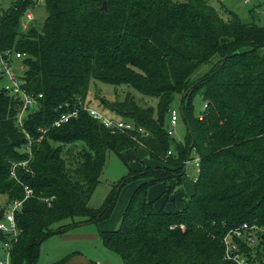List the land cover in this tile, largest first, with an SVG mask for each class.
I'll return each mask as SVG.
<instances>
[{
    "label": "trees",
    "instance_id": "16d2710c",
    "mask_svg": "<svg viewBox=\"0 0 264 264\" xmlns=\"http://www.w3.org/2000/svg\"><path fill=\"white\" fill-rule=\"evenodd\" d=\"M40 2L43 25L34 17L24 29V17ZM6 50L23 54V87L38 99L20 122L24 100L0 87V207L23 201L11 264H38L46 239L110 218L121 187L132 181L139 184L120 226L99 231L125 264H230L224 237L244 223L264 228L263 25L210 0H16L0 18V53ZM93 79L143 94L97 95L133 129L112 132L84 109L92 107ZM176 94L185 143L168 132ZM197 95L206 105L200 114ZM145 97L157 105L143 104ZM75 110L77 116L53 125ZM141 147L158 165L132 170L102 207L90 208L107 151ZM193 152L200 160L194 192L180 210L158 209L151 187L176 193ZM8 239L0 231V241ZM238 241L246 254L263 255L261 245Z\"/></svg>",
    "mask_w": 264,
    "mask_h": 264
},
{
    "label": "rangeland",
    "instance_id": "374dc122",
    "mask_svg": "<svg viewBox=\"0 0 264 264\" xmlns=\"http://www.w3.org/2000/svg\"><path fill=\"white\" fill-rule=\"evenodd\" d=\"M16 0H0V18L3 13L13 6ZM213 6H226L236 11L245 22H256L264 26V0H210ZM35 20L34 24L41 27L46 19L47 10L42 2L36 8H30ZM26 20V19H25ZM28 27V25H27ZM24 28V27H23ZM25 29V28H24ZM23 59H13V67L18 76L24 77ZM201 70V69H200ZM0 87L12 88L13 81L9 77L0 79ZM131 91L136 99L140 100L143 94L138 90L126 85L114 86L96 79H93L89 87V95L87 102L94 108L106 114L108 117L115 118L117 114L105 109L97 95L106 97L109 100L117 98L123 99L127 92ZM143 104L152 106L157 105V98L145 97ZM205 103L200 95H197L194 101L196 114L204 111ZM175 110L179 116L178 125L174 130V137L179 143L186 142L187 127L181 116V95L176 94L170 107ZM170 120V114L167 116V122ZM199 160L197 153H192L191 159L186 164V178L183 186L177 192H184L194 186V181L199 176L200 167L196 161ZM154 161L151 159L148 151L141 147L138 149H130L122 154L115 150L107 151V159L104 171L100 177V182L93 193L89 206L90 208H100L111 195L114 187L127 177L132 170H138L145 165H152ZM137 181H132L121 187L118 198L110 218L103 221L105 229H116L121 224L122 213L124 207L128 203V199L136 187ZM5 221V220H3ZM71 219H66L62 223L70 224ZM103 226V227H104ZM101 223L89 222L83 223L72 228L62 235H53L41 244L38 264H55L65 256L76 257L75 262L80 263L78 256H84L83 263L98 264H125L120 254L106 247L100 239ZM255 247H258L256 244ZM3 243L0 241V257H5ZM79 258V259H78Z\"/></svg>",
    "mask_w": 264,
    "mask_h": 264
},
{
    "label": "built area",
    "instance_id": "2783aa9c",
    "mask_svg": "<svg viewBox=\"0 0 264 264\" xmlns=\"http://www.w3.org/2000/svg\"><path fill=\"white\" fill-rule=\"evenodd\" d=\"M26 19V20H25ZM34 20V15L30 11L27 12L23 19L22 25L26 29L27 25ZM23 54L20 52H14L12 50H6L0 53V75L4 77H9L13 81V87L10 88L11 92L16 96H20L23 100L22 112L20 114L19 121L22 122L24 114L32 107L36 106L38 99L27 92L23 87L25 84V79L18 76L13 67V59L21 58ZM20 68H23L20 67ZM42 95H40L41 97ZM206 107V105H205ZM84 109L90 112V114L105 124L106 127L111 129L112 132L117 130H127L133 129L134 125L127 123L123 120H116L114 118L108 117L103 112L99 111L94 107L85 106ZM78 115V110L70 113L63 114L58 120H56L53 125L60 126L65 122H68L72 117ZM202 118V117H201ZM179 116L175 110L171 111L170 115V126L168 132L170 135H174V130L178 125ZM143 131L142 129H140ZM197 165L200 164V160L196 161ZM14 174V173H13ZM33 193L31 189H27V195L30 196ZM23 201H14L10 203L7 207H0L5 209L3 216L0 217V231L9 235V239L3 243V248L6 251L5 258H0V264H11V249L12 240H16L19 234V228L16 223V212L21 210ZM5 220V221H3ZM238 239L244 240L246 244L252 248L255 245H261L262 256H257L256 253L246 254L244 248L239 243ZM226 251L225 259L230 262V264H258V257H261L264 261V228L258 225H249L248 223L242 224V226L231 230L223 239Z\"/></svg>",
    "mask_w": 264,
    "mask_h": 264
},
{
    "label": "crops",
    "instance_id": "0c3cea01",
    "mask_svg": "<svg viewBox=\"0 0 264 264\" xmlns=\"http://www.w3.org/2000/svg\"><path fill=\"white\" fill-rule=\"evenodd\" d=\"M155 165H158L157 161H154V163L152 164V166H155ZM185 178H184V182H185ZM138 184H139V181H137L136 187L138 186ZM136 187L134 188V190L136 189ZM164 192H165L164 186L162 184H156L153 187H151V189H150L149 199L155 201V206L158 209L165 208L167 211H177V210L182 209L185 206L184 198L186 196L191 195L194 192V186L192 187V189L190 188L189 190H186L184 192L179 191V192L174 193L171 196L164 194ZM132 193H131V195H132ZM131 195H130V197H131ZM130 197H129V199H130ZM129 199H128V202H129ZM127 205H128V203L124 207L125 209H126ZM125 209H124V211H125ZM124 211H123V213H124ZM123 213H122V215H123ZM100 223H101L100 230H111V229H105L107 227H105L104 224H102L103 221ZM3 250L5 251V249H3ZM5 256H6V251H5ZM76 257H74V258L72 257L71 263H73V264H86V263H83V262H85V261H83V259L86 260V258L84 256H78L81 259V261H79L80 263H77V261L75 262V260H77V259H75Z\"/></svg>",
    "mask_w": 264,
    "mask_h": 264
},
{
    "label": "water",
    "instance_id": "95a60500",
    "mask_svg": "<svg viewBox=\"0 0 264 264\" xmlns=\"http://www.w3.org/2000/svg\"><path fill=\"white\" fill-rule=\"evenodd\" d=\"M4 211H5V209H4V208H2V209L0 210V217H2V216H3V213H4Z\"/></svg>",
    "mask_w": 264,
    "mask_h": 264
}]
</instances>
